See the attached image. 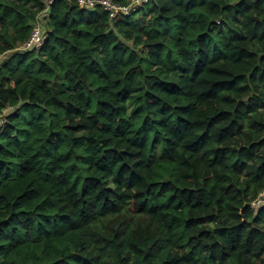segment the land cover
Masks as SVG:
<instances>
[{
	"label": "trees",
	"instance_id": "trees-1",
	"mask_svg": "<svg viewBox=\"0 0 264 264\" xmlns=\"http://www.w3.org/2000/svg\"><path fill=\"white\" fill-rule=\"evenodd\" d=\"M0 56V264H264V0H0Z\"/></svg>",
	"mask_w": 264,
	"mask_h": 264
},
{
	"label": "built area",
	"instance_id": "built-area-1",
	"mask_svg": "<svg viewBox=\"0 0 264 264\" xmlns=\"http://www.w3.org/2000/svg\"><path fill=\"white\" fill-rule=\"evenodd\" d=\"M81 6H95L97 4H101L105 9L109 10L112 17H115L117 13L123 12L126 14H131L137 11L144 2L148 0H129L128 4H117L112 2L111 0H78ZM45 39V35L42 31V27L37 25L33 28L29 39H27L21 46V49H29L34 45H41ZM1 57V56H0ZM8 109H4L2 113H0V131L2 127L6 124ZM264 203V189L260 192L258 197L253 201L252 205L257 207Z\"/></svg>",
	"mask_w": 264,
	"mask_h": 264
},
{
	"label": "rangeland",
	"instance_id": "rangeland-1",
	"mask_svg": "<svg viewBox=\"0 0 264 264\" xmlns=\"http://www.w3.org/2000/svg\"><path fill=\"white\" fill-rule=\"evenodd\" d=\"M46 22H47L46 18H41L40 21L38 22V25H40L43 28V26H45Z\"/></svg>",
	"mask_w": 264,
	"mask_h": 264
}]
</instances>
